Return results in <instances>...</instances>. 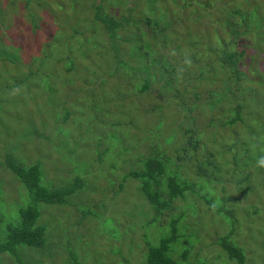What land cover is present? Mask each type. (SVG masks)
<instances>
[{"label": "rangeland", "instance_id": "rangeland-1", "mask_svg": "<svg viewBox=\"0 0 264 264\" xmlns=\"http://www.w3.org/2000/svg\"><path fill=\"white\" fill-rule=\"evenodd\" d=\"M100 2L0 0V238L29 204L12 159L39 162L50 189L83 181L68 204L37 207L46 244L22 250L23 264H75L71 253L77 264H141L172 220L174 259L189 249L185 264H234L216 244L228 236L246 264H264V0H102L116 20L168 25L164 46L144 24L111 42ZM224 49L237 55L235 76L217 68ZM236 106L243 122L219 126ZM156 146L193 188L159 216L138 180L123 182ZM207 159L221 166L208 181L196 167ZM0 264L17 263L0 254Z\"/></svg>", "mask_w": 264, "mask_h": 264}, {"label": "trees", "instance_id": "trees-1", "mask_svg": "<svg viewBox=\"0 0 264 264\" xmlns=\"http://www.w3.org/2000/svg\"><path fill=\"white\" fill-rule=\"evenodd\" d=\"M29 2L30 0H26ZM96 4V3H95ZM96 7L95 18L104 25V28L108 34L111 42L117 38V31L121 29L124 25H142L144 24L147 27L158 28L159 23L155 18L147 17L143 21L134 22L130 20V13L127 17L122 16L119 20H116L112 16H109L108 13L103 8V2L98 4ZM234 13H237L236 11ZM252 13V12H251ZM250 13V14H251ZM142 22V23H141ZM174 24V23H173ZM256 27L258 22L255 20ZM168 25L162 28H158L157 31L161 34L159 37L161 45L164 46V41H161V38L166 37L168 34H164L168 31ZM173 33V31H172ZM147 39L149 44L152 43V34H145L143 36ZM113 44V43H112ZM148 44V45H149ZM114 45V44H113ZM222 59L219 60L217 68L221 71L225 69L229 71L230 75H237L238 70V58L236 53L229 50H221ZM119 67V65H118ZM116 65V68H118ZM175 72L173 68L170 72L172 75ZM231 72V73H230ZM238 76L234 78L237 79ZM225 96H230V91L226 89ZM240 106L233 108V116L227 118L226 120L219 122V126H231L236 122H243V118L240 113ZM161 111V110H160ZM158 112V115L160 113ZM213 124V122H211ZM195 132V131H194ZM193 132V133H194ZM190 134V133H189ZM173 139L175 136H172ZM173 141V140H172ZM171 141V142H172ZM167 142L169 145L171 142ZM199 140L196 139L193 134L186 139L184 145V152L188 153L190 150H197L199 147ZM173 145V142L171 143ZM156 151L153 153L150 150V154L147 157L139 159L142 162H139L141 165V170L139 171H130L127 175L124 176V180L128 178H133L139 181V188L142 193V196L145 198L151 209L154 211L155 215H161L165 210H169L172 206V203L177 198H184V194L189 191H193V188H190V184L187 180H181L178 173V165L173 159H171L166 153L165 150H161L156 146ZM144 156V155H143ZM207 156H213V153L208 152ZM184 158L180 154H176V161ZM239 158V157H238ZM21 162H16L12 159L7 160V165L9 170L14 175V177L22 184V186L27 190L29 197V204L26 207H20L19 210V222L17 224L9 223L6 226V231L2 234L0 238V254H7L13 262L17 264H23L21 259V252L25 248H36L42 249L46 244V225L39 223V218L41 216L37 207L41 204L45 205H56L64 206L68 204V198L72 196L77 190L83 186V181L80 178H75L71 184L61 188H47L42 184L43 171L41 164L36 162L30 166H24L20 164ZM206 167H203L201 163H197V175L199 177H205V180L210 179L207 173L213 174L220 171V167L215 165L213 161L206 160L202 162ZM143 165V167H142ZM212 167L213 170L210 172L207 171V167ZM193 187V184L191 185ZM122 185H120V189ZM209 203V201H207ZM212 207V206H211ZM85 216V214H84ZM155 219L148 222L149 225L153 224ZM175 223L178 222L172 220L170 223L169 234L159 239L156 244L147 243V249L145 254V260L141 264H185L188 250H182L179 254V259H174L171 255L174 252V244L177 242L178 234L175 227ZM226 255L227 259L234 264H246V256L243 250L234 245L228 236L219 238L216 242ZM70 259L77 264L76 256L70 254Z\"/></svg>", "mask_w": 264, "mask_h": 264}]
</instances>
